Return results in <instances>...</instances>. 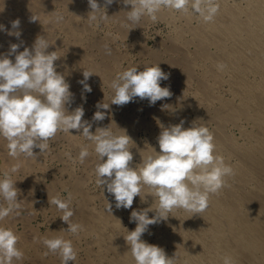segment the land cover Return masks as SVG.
Returning <instances> with one entry per match:
<instances>
[{"label":"clouds","instance_id":"clouds-1","mask_svg":"<svg viewBox=\"0 0 264 264\" xmlns=\"http://www.w3.org/2000/svg\"><path fill=\"white\" fill-rule=\"evenodd\" d=\"M114 2L116 0H104L105 6L102 7L98 0H88L91 9L87 17L89 21L109 20L106 6ZM122 3L131 6L130 10L124 11L127 22L134 26L130 29L137 28L144 17L156 22L162 8L190 11L205 23L213 21L219 11V5L214 0H122ZM31 19L37 20L33 16ZM56 20L59 23L63 17L58 16ZM10 23L14 31L7 30L3 24H0V31L19 39L20 20ZM21 44H10L8 53L0 54V137L8 142V155L14 159L20 156L37 159L38 155L49 149V141L58 132L73 135L70 130H76L94 145L100 161L95 167L97 186L103 189V193L106 189L114 197L116 209H131L137 196L141 202H145L146 197L141 196L144 186H148L157 198L155 207L151 205L143 210L131 211L129 219L136 223V227L127 231L124 239L135 264H176V255L174 258L168 257L163 248L149 244L141 237L149 231L150 225L166 221L173 209L202 213L209 206L210 195L227 186L226 177L235 173L222 156L215 154L214 134L207 126L197 125L195 121L185 128L184 119L169 126L157 119L161 129L157 137L159 151L151 146L154 155H148L133 166L129 143L135 142L126 130H123V135H116L108 126L98 127L93 133L92 123L82 119L85 115L82 106L72 111L66 107L71 104L73 93L54 63L60 57L56 51H47L52 44L42 35L36 37L31 48L24 47L23 51H18ZM104 48L106 55L112 54L108 45ZM13 55L14 62L9 58ZM217 67L223 70L226 65L220 63ZM93 74L83 71L84 79L78 81L85 93L92 91L87 81ZM168 79L169 75L162 71L159 64L144 66L143 71H138V66H131L111 81L114 95L110 103L122 107L138 97L147 99L149 106H154L157 101L173 95L170 86L161 87V82ZM168 106L164 104L162 108ZM96 107L98 110L92 122L103 121L106 112L100 109L108 110L110 104L97 103ZM34 149H39V153H35ZM66 155L71 158L70 153ZM89 155L88 148L82 147L79 162L83 164ZM18 168L19 165L12 166L0 179V201L7 205L0 203V221L10 214H20L21 203L17 199L19 189L11 178ZM49 204L63 213L59 218L68 225L66 230L60 231L78 235L84 230L82 224L74 223L71 219L74 216L71 193L67 199L52 197ZM106 211L112 214V204L109 202ZM149 212H154L151 218ZM18 240L12 229L0 226V264H14V261L23 260L24 253L17 247ZM41 242L48 250L45 255L58 254L61 264H75L78 254L71 240L62 236L51 239L44 237ZM223 264H232L231 258L224 257Z\"/></svg>","mask_w":264,"mask_h":264},{"label":"bare ground","instance_id":"bare-ground-1","mask_svg":"<svg viewBox=\"0 0 264 264\" xmlns=\"http://www.w3.org/2000/svg\"><path fill=\"white\" fill-rule=\"evenodd\" d=\"M26 1L28 2V0ZM49 1H46L45 3H50ZM214 2L219 5V11L216 14L214 20L211 22L205 23L202 18H199V23L196 21L198 25L195 24L194 26L192 25V21L195 15H192L190 12H182L181 15L184 19V24L176 29L174 37H172L171 47L169 46L172 52L180 54V56L178 55L179 58L177 60H173V63L182 66L183 72L186 75H193L194 68L199 65V62L202 63L203 66L207 65V63L210 64L209 66H205L203 75L201 78L199 77L198 81L199 88L203 92L201 99L202 101L197 100L196 103L186 101L179 93L175 92V82L173 79H171L168 84L166 83V86H170V91L173 93L168 102L164 101L165 103L163 104L161 103L160 105L151 106L150 109L147 107L148 111L145 109L146 104L143 105L142 103L141 105H143L142 107L145 106L143 109H145L146 113L149 112V115L151 114L154 119H158L166 126L178 124L181 119L185 120V128L191 126L192 122L194 121L197 125L203 124L207 127L209 124L213 123V128H210L209 130L214 134L215 154L222 156L225 160V163L233 168L235 174L234 176L226 177V187L222 188L218 193L210 195L209 206L205 211L199 214H193L191 212L185 211L184 209H173L171 216L166 221H162L156 225H150L149 231L144 233L141 239L149 244L157 245L163 248L166 255L170 258H174L176 255V264H223L224 257H230L232 264H264V0H214ZM29 6L31 8V5ZM79 6H81V4ZM78 7L77 9L79 11ZM87 9H89V7ZM3 15L5 17V14ZM78 16L77 19L79 20L80 16ZM114 18H117L122 22H127L126 13L124 11L120 12V14L116 13ZM5 23H7L6 20ZM46 28L49 29L48 27ZM66 29L70 31V37L72 39V41L69 40V43L71 41L69 46L73 49L71 53H73V56L77 58L79 66H83L86 71L100 75L101 78L106 82L113 80V65H115L117 59L114 53L111 55H106L105 48L101 47L99 45L100 43L96 42L95 40L94 45L99 47L96 49H100V55L103 56L105 61L110 63L108 65H111V70L108 67L104 68L94 65V63L91 62L90 57L83 49L84 46L81 40L83 37L80 39V37L77 35L75 24H69L68 28ZM22 33H25V31ZM66 33L69 34L67 31ZM4 40L8 41V37ZM15 40L16 39H14V42H12L13 44L16 43L17 40ZM66 45L68 46V44ZM190 45L194 47L192 55L191 52L188 51V49H190ZM142 47L139 49H142ZM50 50L53 51V48ZM146 53L147 51L144 54ZM151 55H154L153 60L155 61V64L160 63V60L158 59V57H160L159 53L158 55ZM220 63L226 65L223 70H220L217 67V65ZM145 64L146 63H144V65L142 64V66H145ZM155 64L153 63V65ZM161 66L163 67V65ZM139 67L140 71L144 70L141 66ZM73 81L74 80H72V82ZM224 86H227L226 89H228L231 94L230 99L224 98V95H221L222 92L220 93ZM134 101H136V98ZM145 101L147 100L145 99ZM198 101H201V103H198ZM160 102H162V100ZM202 103H207L206 106H208V104H216V107H211L210 109L208 108L209 110L207 109L208 111H205L207 116L205 114L206 118L204 119L198 118L199 114L197 112L198 109L196 108L198 104L200 106ZM164 104L169 105L168 108H162V105ZM175 106H178V108L175 109ZM109 111L110 110H108V112ZM132 112L134 113V111ZM192 112L196 115L195 118H191L192 116L190 117ZM142 121H144V119ZM142 121L132 119L130 117L121 119V126L119 125L121 123L118 122L120 129L119 134L123 135V130H126L127 135L132 138L133 135L136 134H134L135 130H138V128H146L149 131V126H147V124ZM104 124L99 125L100 127H106V124ZM228 126H234L235 128L239 129L242 134V142H239L228 133ZM115 129L118 128L115 127ZM149 137L151 136L149 135ZM132 146L134 147V145ZM157 147L154 148L159 151V148ZM130 151L133 153L135 158L137 157L139 163L148 155H154L152 148L147 145H144L143 147H135L130 149ZM41 158L38 156V160ZM232 160H234V162ZM7 161L10 165L15 163L14 159L11 160L10 157L6 160V162ZM37 161L35 160L34 163ZM31 164L32 163H30V165ZM27 167H29V164ZM32 169H34L33 165ZM26 183L28 184L30 181ZM26 183L24 182V184ZM82 184L84 185V183ZM77 186L73 187L75 191H79ZM81 188L83 187L81 186ZM142 195L146 197V203L152 202L154 195L152 194L151 189L142 192ZM102 199L100 198V200ZM155 201L157 200L155 199ZM151 205H153V207L156 206L153 203H151L149 206ZM141 207H143V205ZM123 210L124 209L119 210L112 208V214L108 213L107 211L97 215L94 214L92 217L93 222L88 226L89 231H92L94 226L98 227V235H96V239L93 237V240H95L100 245V247H102L101 251H104V253H101L96 257L97 260L100 259L102 262L105 261V264H135L131 252L129 251V246L126 244L124 239V236L127 235V232L124 231V229L127 228L125 227L123 229V225L121 222L119 223V217L121 221V214L124 212ZM87 211L89 210L87 209ZM122 221L125 222L124 220ZM133 224L134 226L132 227V230H134L136 227V223ZM108 227H112V234H105ZM84 233L85 232H83V234ZM54 236L61 237L60 232L54 233ZM94 259L93 262L96 261H94ZM14 264L19 263L14 261ZM69 264H72V262H69ZM75 264H78L77 261H75Z\"/></svg>","mask_w":264,"mask_h":264},{"label":"rangeland","instance_id":"rangeland-1","mask_svg":"<svg viewBox=\"0 0 264 264\" xmlns=\"http://www.w3.org/2000/svg\"><path fill=\"white\" fill-rule=\"evenodd\" d=\"M21 1L24 4H22ZM46 1H49V0H42V1L41 0H28L29 3L26 0H0V10H1L0 12L5 14V17H4V15L0 13L1 14L0 15V24L5 25V28L7 30L14 31L12 28H10L11 27L10 22L14 21L16 19H19V20L21 19L20 20V26L21 27L19 28V31H21V36L19 39H17L15 36L7 35L6 34L7 32H5V31H0V52L2 54H7L9 51L10 44H13L12 42H14V39L17 40V41L15 40L16 43H14V44H21V42L25 41L24 43L21 44V49L19 48L18 51H23L24 47L31 48L32 46H30V45H33V43H34V41L38 35L44 36L47 40L49 39L48 42L50 44H52V46L50 45L51 47L49 46L47 51L52 52L50 50L51 48H53V51L57 50L56 53L60 58L57 61H55L54 63L57 66V71L65 76L66 82H68L70 84V92L73 93L72 102L70 105H66V107L68 108L69 111H72L75 108L82 106L84 109V113H85V115L82 119L87 120L90 123H93L92 128H91V131L93 133H95L96 128L100 127V125H103L105 123L106 125L105 124L104 125L106 127L109 126L111 131L114 134L120 135L119 134L120 129L118 127H119V125L120 126L122 125V123L120 122L121 119H124L126 117H130L132 119H136V120H140V121H142L144 119V121H142V122H145L147 124V126H149V131L146 128H141V129L138 128V130L137 129L135 130L134 134L135 133L136 134L133 135L132 140L136 144L133 142L129 143V148L131 147L130 149H133L135 147H143L144 145L145 146L147 145L150 147L151 146L157 147L158 146L157 137H158L161 129L159 128L158 124L156 125L157 120L154 119L151 114L149 115V112L148 113L145 112V109L148 111V109H150V107H151V106H148L149 102H147L148 101L147 99H146L147 101H145V99L141 100L139 98H136V101L129 102L128 104H126L122 107L111 104L110 102H111V99L114 95V90L110 86L112 80L106 82L101 78L100 75L93 74L87 81V83L91 86L92 91L90 93L83 92V86L80 85V83H78V81H81L84 79L82 71H84L85 69L83 68V66H81V65L79 66V64L77 62L78 61L77 58L73 56L74 55L73 53H71L73 51V49L70 48L69 45L71 44L72 39L70 37V31H68V29H66V28H68L69 24H71V25L75 24L77 35L80 37V39H81V37H83L81 39L83 46L85 47V48L83 47V49H84L85 53L90 57L91 62L94 63V65L104 67V68L105 67L110 68V66H111V65L109 66L108 64H110V63L105 61V59H103V56L100 55L101 54V52L99 51L100 49H96L99 47L98 46L96 47V45H94L95 40H96V42L100 43L99 45L101 47L104 48L105 45H108L112 49V53H114L115 57L117 58L115 65H113V68H114L113 69L114 71L112 72V78L113 79L116 77V75L118 73H121L122 71L126 70L127 68H129L131 66H138V71H140L139 66H141L144 69V66H142V64L144 65V63H146V64L148 62L150 63V64L148 63L147 65L145 64V66H148V65L154 66L153 65V63L155 64V61L153 60L154 55H151V54H157L158 55V53H159L160 57H158V59L160 60V63H156L155 65L160 64V68L162 67L161 65H163V67L161 68L162 71H164L165 73H167L169 75L168 80L161 82V87H164V85L166 86V83L168 84V82L171 79H173V81L175 82V88H174L175 92L179 93L186 101L191 102V103H196L197 100L202 99L203 92L199 88L198 81H199V77L201 78L203 75L205 66H209L210 64L207 63V65L203 66V64L199 62L198 63L199 65H197L194 68L193 75H186L183 72L182 66H179V65L173 63V60H175V59L177 60L179 58L180 54H176V53L171 51V48H170L171 47V41H172V37H174L176 29H178L182 24H184L183 23L184 19L182 18V15H181L182 11H175V10H169V9L162 8L160 10V12L157 14L158 20L156 22L151 21V19L148 17H144L141 20V22L137 28L130 29V27H134V26H131L128 22H125V21L122 22V21L118 20L117 18H114V15H116V13L120 14V12L125 11V10L128 11L131 8L130 5H124L122 3V0H116V2H114L113 4L106 6L107 15L110 16L109 20H107V21H91V22L90 21L88 22L89 19L87 18L88 13L91 11L89 4H88V0H69V1L68 0H57V1L56 0H53V1L50 0L49 1L50 3H45ZM98 3L102 7L105 6L104 0H98ZM80 4H81V6H79ZM29 5H31V8ZM45 6H46V8H45ZM77 7L79 8V11H81V12L78 11ZM88 7L90 10L87 9ZM36 9H37V11H36ZM31 10H32V12H31ZM37 12H38V14H37ZM78 12H79V14H78ZM184 13H187V12H184ZM82 14L85 16H83ZM76 15L80 16V17L78 16L80 18L79 20L77 19ZM6 16H8V17H6ZM32 16L35 17L37 20L32 21V19H31ZM58 16L63 17V20L59 23L56 20V18ZM5 20L7 23H5ZM71 20H73V21H71ZM180 21H181V23H180ZM196 21L199 23V17L198 16H195L193 18L192 25H194V26H195V24L198 25V23ZM8 23H9V25H8ZM46 27H48L49 29H47ZM34 28H35V30H34ZM32 30H34V31H32ZM24 31H25V33H22ZM61 31H63V32H61ZM66 31L69 32V34L66 33ZM7 37H8V41L4 40V39H7ZM67 37H69V38H67ZM29 38H30V40H29ZM169 38H170V40H169ZM69 40H71L70 43H69ZM90 41L91 42L93 41V42L91 43ZM17 42H19V43H17ZM84 42H85V44H84ZM55 44H57V45L59 44V45L57 46ZM66 44H68V46ZM91 44H93V45H91ZM141 47H142V49L144 47L145 48L143 50L139 49ZM189 48L190 49H188V51H190L191 55H192L194 47L192 45H190ZM146 51H147V53L144 54ZM151 52H154V53H151ZM9 58L11 60H13V62H14V60H15L14 55L10 56ZM110 70H111V68H110ZM69 71L72 73H70ZM97 76H99V77H97ZM72 80H74V81L72 82ZM100 80H102V81H100ZM108 83H110V84H108ZM226 88H227V86H224L223 89H221L220 93L222 92L221 95L223 94L224 98L230 99L231 94L228 91V89H226ZM164 101L168 102L169 98H165L164 100H162V102H160V101L156 102L155 105H160L161 103L163 104V103H165ZM201 101H198V103H201ZM97 103L110 104V107H111L108 109V110H110L109 112H108V110L105 111V109H100V111L106 112V118L103 121H99L100 123L99 122H92V117H93L94 113L98 110L96 107ZM142 103H143V105L146 104L145 105L146 107L144 106L145 109H143L144 107H142L143 106V105H141ZM206 105H207V103H202V104H200V106L198 104V106L196 107L198 109L197 112L199 114L198 118H201V119L206 118L207 113L205 111H208L211 107H216V104L215 105H213V104L209 105L208 104V106H206ZM147 107H148V109H147ZM121 108H122V111H121ZM124 108L125 109L127 108V109L125 110ZM177 108H178V106H175V109H177ZM132 111H134V113ZM200 113H201V115H200ZM128 114H129V116H128ZM205 114H206V116H205ZM115 116H116V118H115ZM190 117L195 118L196 115L192 112L190 114ZM113 120L116 124L113 122ZM151 121H153V122H151ZM118 122L121 124L118 125ZM95 125H96V127H95ZM213 126H214L213 123L208 125L209 129L210 128L212 129ZM115 127H117L118 129H115ZM227 131L232 137L237 139L239 142H242V134L239 131V129L235 128L234 126H228ZM70 132L73 135L65 134L63 132H58L56 134V136L49 141V145H50L49 149L44 154L38 155L39 158L42 157L39 160H38V156H37V159L26 158L24 156H20L19 158H16V159L10 157L8 155V149H7V143L8 142L5 139H3L2 137H0V143L2 144V145L0 144V155H1L0 156V179L4 178V173L6 171H8L13 165H19L18 171L14 174H11V178L14 181H16L15 186L17 189H19V194H18L17 199L21 203V209L19 210L20 214L19 215H16L15 213H13L14 215L10 214L3 221H0V226L12 229L15 232V234L19 237L17 247L24 253L23 260L17 261L19 264H61V260H60V257L58 254L48 253V255H45V253L48 252V250L43 245V243L41 242V238H44V237L49 238V239L56 238L54 236V233H56V232H60V235L63 238L71 240L73 243V246L76 245V246H74V248L76 251H78L77 252V254H78L77 260H76L78 264H96V263L97 264H105V261L102 262L100 259L97 260V257H96V256H99L101 253H104V251H101L102 247H100V245L95 240H93L94 238L96 239V237H97L96 235H98V232H97L98 227L94 226V229L92 231H89L88 226L90 223L93 222L92 217L94 216V214L97 215V214H100V213L106 211V207H107L108 202L112 204V208H115V200L111 194L107 193L106 189L104 190V193H103V189L97 186L96 174H95V168L94 167H96V164H98V162L100 163V161L97 157V154L93 150L94 145H92L91 142L88 141L86 138H84L82 135H79V133L76 130H70ZM149 135L151 137H149ZM74 139H75V141H74ZM138 144H140V145H138ZM132 145H134V147ZM87 146H88V149H90V150H88L90 153V155H89L90 157H87L85 162L83 164H81L78 160V156H79V152H80L79 150H81L82 147H87ZM157 148H159V147H157ZM39 151H40L39 149H34L35 153L36 152L39 153ZM66 153H70L71 158H69V156L66 155ZM9 157L11 160L14 159L15 163L13 165L8 164V161L6 162V160ZM35 160L36 161L38 160V161L34 163ZM26 161H27V165H26ZM96 161H98V162H96ZM232 161L234 162V160H232ZM28 162H30L32 164L30 165V163H28ZM132 162H133L132 163L133 166H135L136 164H139V160H137V157L135 158L134 156H133ZM28 164H29V167H27ZM32 165H33L34 169H32ZM6 166H8V167H6ZM36 166H38V167H36ZM77 178H79V179H77ZM29 181H30V183L27 184L26 182H29ZM24 182L26 184H24ZM76 182H78V183H76ZM82 183H84V185ZM77 184H78V186H77ZM85 184H86V186H85ZM75 186L78 187L79 191L74 190L73 187H75ZM81 186L83 188H81ZM43 189H44V191H43ZM148 189H150L148 186H144L142 189V192H144ZM55 191H56V193H55ZM142 192H141V196L144 197L142 195ZM69 193H71V196H72V203L73 204L71 206L74 210V216L71 219L74 223H79L82 225L84 224L83 225L84 230L79 232V234L75 235V236L66 232V231H60L61 229L66 230L68 225L66 223H64L59 218L60 216L63 215V213L61 211H58L56 206L49 204V200L51 199V197H57V195H59L58 196L59 198L67 199ZM100 198L101 199L103 198V199L100 200ZM106 198H107V200H106ZM139 198H140L139 196L135 197L134 201H133V205H132L133 207L129 210L124 209L123 210L124 212H122V214H121V218H122L121 224L123 225L122 227H123V229L125 227L128 229V230L124 229V231H126V232L131 231L132 227L134 226L133 223H135V222H130V219H129L130 214H131L130 210H143L147 207H150L149 205L151 203H153L154 205H156V203H158L157 201H155V199L157 200V198L155 196L153 197L151 203L150 202L146 203V201H147L146 199H145V202H141ZM0 203H4V205L7 206L6 202L0 201ZM140 205L141 206L143 205L144 208L141 207ZM26 207H28V208H26ZM26 209H27V211H26ZM87 209L89 211H87ZM86 211H87V213H86ZM127 211H129V212H127ZM127 213H130V214H127ZM171 214L172 213H169L170 216H171ZM152 215H154V212H151V213L149 212L150 218L152 217ZM85 220H86V222H85ZM122 220H124L126 223L123 222ZM126 220H128V221H126ZM119 223H120V217H119ZM127 225H129V226L131 225V226L129 227ZM95 228H96V230H95ZM119 229H120V224H119ZM28 230H30V231H28ZM83 232H85V233L83 234ZM106 232H105V234H108V235L112 234V232H113L112 227H110V228L108 227ZM33 235H35V236H33ZM87 242H90V243H87ZM81 254H82V256H81ZM93 259H94V261L95 260L96 261L93 262ZM41 260H43V261H41Z\"/></svg>","mask_w":264,"mask_h":264}]
</instances>
